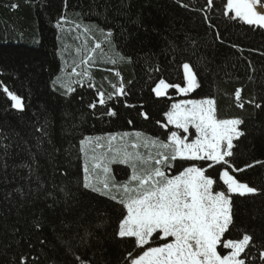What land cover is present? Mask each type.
Returning a JSON list of instances; mask_svg holds the SVG:
<instances>
[{
    "label": "trees",
    "instance_id": "16d2710c",
    "mask_svg": "<svg viewBox=\"0 0 264 264\" xmlns=\"http://www.w3.org/2000/svg\"><path fill=\"white\" fill-rule=\"evenodd\" d=\"M225 4L0 0V264H21V257L28 264H80L77 256L86 264H129L125 257L134 252V239L116 236L126 209L82 187L86 158L80 141L101 137L104 151L109 136L127 132L140 145L145 140H156L157 147L166 143L171 130L162 125L181 97L175 87L160 97L153 89L161 79L184 87L185 63L199 85L187 98L214 99L218 119L243 121L238 130L244 135L227 159L236 168L254 165L230 174L257 193L232 197L235 226L225 237L250 234L241 258L245 264H264V163H256L264 162V28L224 15ZM85 27L92 29L87 35ZM95 43L101 48L86 66L82 59ZM74 68L81 75H74ZM85 71L88 76L82 75ZM121 83L125 94L118 96L112 85ZM4 86L22 98L23 110L12 106ZM237 89L243 108L235 98ZM137 132L142 134L138 141ZM115 163L110 175L123 184L131 168ZM180 164L205 167L214 188L226 190L219 173L227 166L174 161L170 170L184 168ZM62 187L75 194L66 203ZM86 231L92 235L85 242ZM218 251L227 254L222 247Z\"/></svg>",
    "mask_w": 264,
    "mask_h": 264
},
{
    "label": "snow or ice",
    "instance_id": "6c2138e0",
    "mask_svg": "<svg viewBox=\"0 0 264 264\" xmlns=\"http://www.w3.org/2000/svg\"><path fill=\"white\" fill-rule=\"evenodd\" d=\"M207 2L209 6L213 4V0ZM17 6L12 5L13 8ZM225 9L224 15L234 14L230 17L232 19L264 28V0H226ZM77 28H80V25H77ZM91 31L89 27L83 29L85 35ZM111 36L112 32L106 33L109 43ZM100 48L101 44L95 43L94 48L82 59V64L89 66L90 63H94L93 54ZM111 62L116 63L115 60ZM183 69L186 87L170 85L161 79L153 89L155 95L157 97L166 95L170 87H175L181 94H188L197 88L199 85L196 75L190 65L185 63ZM73 74L81 75L75 68ZM82 75L88 76V72L85 71ZM115 75L119 77L120 73L116 72ZM60 86L66 88L68 92L74 90L70 85ZM112 87L116 95L125 94L123 83L118 87L114 84ZM3 91L14 102L12 105L14 108L23 110L21 97L9 91L7 86L3 87ZM99 97V103L104 105V93H99ZM111 98L110 94L108 99ZM235 98L238 106L243 108V104L239 103L240 89L236 90ZM95 106L90 105L92 108ZM255 106L261 107L260 104ZM108 114L115 115V112L109 111ZM166 119L168 124L185 134L189 133L190 128L194 129L195 139L188 142L187 136L182 137L173 131L169 142L159 143L163 151L157 152L155 157L148 155L147 158L138 151L128 150L129 147L139 149L141 145L136 141L129 144L126 138L132 134L127 132L109 136L104 151H100L105 149V144L101 143L103 138L89 136L82 139L80 152L86 158L83 165L82 187L106 196L126 209L127 214L119 222L116 236L121 240L134 239L135 254L128 252L125 257L129 264H245V260L240 258L241 253L250 246L252 236L245 233L242 239L238 240L225 237V233L230 231V226H235L232 197L257 193V188L249 186L247 182H240L230 174V171L241 172L254 165L236 168L229 159H226L234 156L233 141L244 135L243 131L238 130L243 121L239 118L218 119L215 100L211 98L187 99L174 103L171 111L166 113ZM134 135L137 141L142 136L139 132ZM157 143L156 140L144 141L146 147L149 144L156 146ZM86 145L89 146L91 154L86 151ZM177 159L210 161L209 168L216 165L227 166L219 173V181L226 186V190L214 191V180L205 175L206 168L202 166H187L179 174L169 175L166 169ZM117 161L131 168V176L126 183H117L109 174L110 165ZM60 192L65 203L75 195L63 187L60 188ZM113 192L119 195H114ZM89 235L92 233L86 231L81 239L86 242ZM154 239L163 240L165 243L152 246ZM218 247L229 249L230 252L222 254ZM136 249L140 251H135ZM261 256L264 258V253H261ZM76 259L80 260V264H86L80 257L77 256ZM21 264H28V261L21 257Z\"/></svg>",
    "mask_w": 264,
    "mask_h": 264
},
{
    "label": "rangeland",
    "instance_id": "374dc122",
    "mask_svg": "<svg viewBox=\"0 0 264 264\" xmlns=\"http://www.w3.org/2000/svg\"><path fill=\"white\" fill-rule=\"evenodd\" d=\"M258 8H259V6H258ZM186 86H187V81L185 82V86H184V87H186ZM175 92H176V94H177L179 97H181L180 100H178L176 103H180V102H182V101H184V100H187V99H188L187 96H188L189 94H191V92L188 93V94H181V93L178 92L176 89H175ZM166 124L168 125L169 128L172 129V130L170 131V133L168 134L167 138H166V143L169 142V138H170V136H171V132H173V131H176V132H177L179 135H181L182 137H183V136H187V137H188V142H191L193 139H195V130H194V129L190 128V129H189V133L185 134V133H183L182 130H180V129H176L173 125L168 124V123H167V119H166ZM118 141H119V138H118ZM126 141L130 144L131 142L135 141V138H131V139H130V138H126ZM234 141H235V140H234ZM234 141H233V142H234ZM138 143H139V142H138ZM158 145H159V144H158ZM141 148H142V151H140V148L134 150V149H131V147H129L128 150H129V151H138V152H140L141 154H143V155L145 156V158H147L148 155H151V156L155 157L156 154H157V152H159V151H163V149H161L159 146L157 147V145H156V146H153V145L149 144V145L146 147V146L144 145V143H142ZM86 151H89V154H91L90 149L88 150V149L86 148ZM176 161H177V162H179V161H181V162H185V161H182V160H180V159H177ZM186 162H202V161H186ZM206 162H210V161H206ZM210 163H211V162H210ZM120 164H121V163L117 161L114 165H120ZM172 164H173V162H172ZM180 165H183V164H180ZM183 166H184V165H183ZM172 167H173V165H172ZM184 167H187V166H184ZM170 168H171V167H169V168L166 169V171L168 172L169 175H177V174H179L180 171L183 170V168H179V166H178V168H177V166H176L174 171L170 170ZM122 170H123V169H122ZM123 171H125V170H123ZM110 173H111V169H110ZM110 173H109V174H110ZM125 175H126V173H125V174H121V177L124 178ZM126 182H128V180L125 181V183H126ZM215 190H221V188H220V187H217V189L214 188V191H215ZM113 194H114V195H119V193H115V192H113ZM169 239H171V238H169ZM156 242H158V240H156ZM160 245H162V243H159V244H158V246H160ZM229 252H230V250H229ZM242 254H243V253H241V255H242Z\"/></svg>",
    "mask_w": 264,
    "mask_h": 264
}]
</instances>
